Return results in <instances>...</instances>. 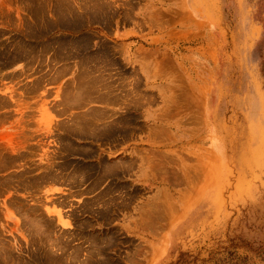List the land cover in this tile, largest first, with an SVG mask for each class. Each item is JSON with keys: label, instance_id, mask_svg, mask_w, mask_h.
I'll list each match as a JSON object with an SVG mask.
<instances>
[{"label": "rangeland", "instance_id": "obj_1", "mask_svg": "<svg viewBox=\"0 0 264 264\" xmlns=\"http://www.w3.org/2000/svg\"><path fill=\"white\" fill-rule=\"evenodd\" d=\"M0 264H264V0H0Z\"/></svg>", "mask_w": 264, "mask_h": 264}]
</instances>
